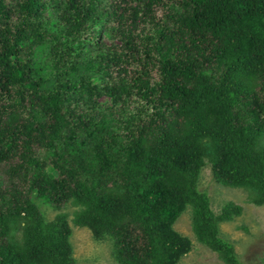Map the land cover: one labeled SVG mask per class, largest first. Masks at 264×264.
<instances>
[{
  "label": "trees",
  "instance_id": "obj_1",
  "mask_svg": "<svg viewBox=\"0 0 264 264\" xmlns=\"http://www.w3.org/2000/svg\"><path fill=\"white\" fill-rule=\"evenodd\" d=\"M207 160L264 204V0H0V264H78L67 213L36 196L78 205L121 264H177L189 204L198 240L243 264L219 233L243 206L212 210Z\"/></svg>",
  "mask_w": 264,
  "mask_h": 264
},
{
  "label": "rangeland",
  "instance_id": "obj_2",
  "mask_svg": "<svg viewBox=\"0 0 264 264\" xmlns=\"http://www.w3.org/2000/svg\"><path fill=\"white\" fill-rule=\"evenodd\" d=\"M104 37V38H103ZM103 39L108 43H116L119 39L104 33ZM40 61L48 58L47 52L39 51ZM101 56L96 54V58ZM92 81H97L92 78ZM102 102L112 104V99L107 95L96 94ZM130 109L107 115L110 123L116 130L121 127L122 119L130 115ZM198 189L206 192L210 196V205L215 213H220L228 201H234L243 206V211L239 215H234L233 219L221 221L219 223V233L228 240L235 249V254L243 264H263L264 263V204L258 205L250 201L249 190L242 187H232L217 181L213 175L212 164L207 160L202 168ZM35 200L44 214L46 221H51L57 213L66 212L68 221L72 228L70 242L73 250V257L78 264H121L112 256L113 238L105 233L98 238L92 230L86 226H79L74 223L75 212L78 205L71 202L66 203L60 209L55 208L45 197L36 196ZM193 207L187 205L174 223V227L182 234L191 239L190 249L184 253L177 264H226L217 252L198 240L193 230L192 224ZM21 232H18V237Z\"/></svg>",
  "mask_w": 264,
  "mask_h": 264
}]
</instances>
